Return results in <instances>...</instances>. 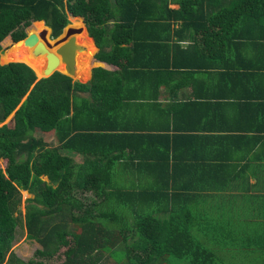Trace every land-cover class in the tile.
Segmentation results:
<instances>
[{
    "label": "trees",
    "instance_id": "obj_1",
    "mask_svg": "<svg viewBox=\"0 0 264 264\" xmlns=\"http://www.w3.org/2000/svg\"><path fill=\"white\" fill-rule=\"evenodd\" d=\"M69 14L85 18L95 58L115 69L94 67L86 83L62 73L48 47L50 29L37 20L57 37ZM32 23L30 42H16ZM45 29L47 42L39 36ZM2 41L9 44L0 62V159L7 161L0 166V264H49L60 255V264H101L107 255L118 264H231L194 232L191 217L169 215L154 198L167 195L182 170L190 174L191 161H205L185 154L198 142L186 141L184 152L176 145L179 134L169 132L176 109L162 108L167 124L155 130L140 115L159 105L146 93L148 81L160 78L158 87L165 73L185 68L220 69L213 74L223 76L224 102L263 96L254 79L264 77L256 74L264 65L239 52L264 49V0H0V56ZM39 42L46 61L34 54ZM57 57L62 72L38 79ZM135 174L151 181L122 182ZM22 191L34 195L24 215ZM20 231L40 245L28 261L13 249Z\"/></svg>",
    "mask_w": 264,
    "mask_h": 264
},
{
    "label": "crops",
    "instance_id": "obj_2",
    "mask_svg": "<svg viewBox=\"0 0 264 264\" xmlns=\"http://www.w3.org/2000/svg\"><path fill=\"white\" fill-rule=\"evenodd\" d=\"M190 43L192 40L187 38L183 45ZM96 49L95 46L93 53ZM242 53L248 64L264 65V49L260 52L257 46H248L239 52ZM95 62L99 63L97 66L116 68L96 58ZM219 70L185 68V73H165L166 83L158 87L156 82L160 78L146 80L150 85L146 93L149 98L156 97L159 105L154 107L155 112L146 110L140 117L152 126L150 130H155L156 125L167 124L166 118H162L165 114L162 108L176 109L178 117L171 118L169 131L179 134L176 145L184 152L186 141H190L189 146L198 142L190 149L194 152L187 150L185 154L191 157L198 154L205 160L191 161L190 174L182 170L175 176V187L167 195L160 190L154 198L165 208L169 207V215L191 217L194 232L199 237L210 238L209 245L216 243L213 246L221 261L264 264V88L263 96L249 99L250 102L245 98L238 103L224 102V91L219 87L223 76L213 74ZM259 70L256 74L264 71ZM92 75L91 69L90 79ZM255 79V84H264L262 75H256ZM238 93L247 96L243 87ZM180 126L185 130L179 131ZM193 135L199 137H188ZM129 175L122 180L127 186L145 187L151 181L139 174Z\"/></svg>",
    "mask_w": 264,
    "mask_h": 264
},
{
    "label": "rangeland",
    "instance_id": "obj_3",
    "mask_svg": "<svg viewBox=\"0 0 264 264\" xmlns=\"http://www.w3.org/2000/svg\"><path fill=\"white\" fill-rule=\"evenodd\" d=\"M68 18L70 20L69 27H76V28H78V27H82L84 25L87 26L86 21H85V18H82L81 17L83 19L82 20L83 23H82V21H75L76 19L75 18H71L70 17V14L68 15ZM78 22H80V23H78ZM31 26H33V23L29 27H27V29H26L27 34H28V31L30 30ZM65 34H66V32L62 36H64ZM50 35H51V31L48 32V37H50ZM80 35H81L80 39L82 40V42L85 45V47H89V51L86 52V53L85 52H81L80 53V63H81V66H80V69L78 70L76 76H74L76 79H73V80L74 81L76 80V81H80V82H84L85 83V82H88L89 79H90V77H91V70H90L89 63H90L91 57L93 58V62L95 61V55H96L95 53L97 52V49L93 53V50L95 49L94 40H93V37H91L90 34H88L85 26L83 28V31L79 34V36ZM86 35H89V36L86 37ZM6 38H7V40L10 43L14 42L10 36H8ZM3 41L1 42V44H2V50H1L0 62H1V57L5 54L6 50L8 49V44H9V42L7 44L6 41L5 42H3ZM6 44H7V47H6ZM22 46L23 47H26L24 44ZM49 48L52 49V51H55V49L57 48V46H52V47H49ZM45 54L46 53L39 54V55L42 56V59L44 58V60L46 61V58L44 57ZM11 61L12 62H15L16 60H11ZM19 62H21V61H19ZM3 64H5V63H3ZM95 66H97V65L92 66L91 69L93 70V67H95ZM61 69H63V67ZM13 115L14 114H12L7 119L6 122H10L11 119H12V117H13ZM64 153L70 154L71 152L65 150ZM77 159H78V161H81V158H77ZM6 164H7V161L6 160L0 159V166L1 167L5 168L6 167ZM44 179L45 180H48L47 177H44ZM33 197H34V195L31 194L30 192H29V194H25V191H22L21 210H22V214L23 215H24V212H25V209H26V205L28 204V199L33 198ZM39 247H40V245L37 242H35L33 240H29V239L26 238L25 231H23V232L20 231V234L17 237V240H16V242L14 244L13 249H14V252L19 257H21L25 261H28L31 258H33L35 250L37 248H39ZM64 249H62V251ZM63 258H64V256L63 255H60V257H55L52 261H50V262L49 261H46V262H49V264H60L63 261ZM181 263L182 262L178 258H173L172 261H170V263H163V264H181ZM101 264H118V263L116 261H114V259H112L110 256L107 255L106 258L104 259V262H102Z\"/></svg>",
    "mask_w": 264,
    "mask_h": 264
},
{
    "label": "water",
    "instance_id": "obj_4",
    "mask_svg": "<svg viewBox=\"0 0 264 264\" xmlns=\"http://www.w3.org/2000/svg\"><path fill=\"white\" fill-rule=\"evenodd\" d=\"M70 17L71 18H79L80 16L70 15ZM37 21L38 22H43L44 25L47 28H49L50 31L52 32L51 27H49L46 24V21L45 20H37ZM37 21H33V22H37ZM69 25L70 24L66 25L64 27V29H63V32L54 39V44L53 45L50 44L49 42H47L46 35H47V31L48 30L45 29V30H43V31L40 32V35L39 36L45 42L48 43L49 47L57 46V48L55 49V53L58 55V57H60L61 64H62V67H63L64 72L55 69L56 62H57V59H58V57H57V58H54L51 61V64H50L49 68H48V66L46 67V69H45V75L44 76H39L35 72L36 75L38 76V79L45 78V77H49L52 74H54L56 71H60V72H62L64 74L70 76L71 78L76 79L74 76H76V74H77V72H78V70L80 69V66H81V63H80V53L81 52H85V50H86V47L83 44L82 40L80 39L79 34L83 31L84 26H85L88 34H89V31H88V28H87L86 25H84L82 27H78V28H76V27H69ZM65 32H66V34L64 36H62ZM49 39L50 40H53L50 37H49ZM16 42H23L25 45H27L30 42V38L28 37V34H27V36L25 38H23V39H21L19 41H16ZM94 44H95V46L97 48V52H98L99 48L96 45L95 40H94ZM43 53H47V47L44 44V42H39L35 46V48H34V54L35 55H39V54H43ZM51 56H52V53H50V56L49 57L51 58ZM10 62H12V61H10ZM10 62H7L5 64H8ZM15 62H19V61H15Z\"/></svg>",
    "mask_w": 264,
    "mask_h": 264
},
{
    "label": "flooded vegetation",
    "instance_id": "obj_5",
    "mask_svg": "<svg viewBox=\"0 0 264 264\" xmlns=\"http://www.w3.org/2000/svg\"><path fill=\"white\" fill-rule=\"evenodd\" d=\"M62 32H63V31H62ZM50 38H51V39H55V38H56V37H54V36L52 35V32H51Z\"/></svg>",
    "mask_w": 264,
    "mask_h": 264
}]
</instances>
